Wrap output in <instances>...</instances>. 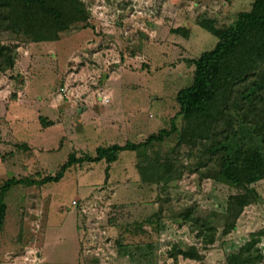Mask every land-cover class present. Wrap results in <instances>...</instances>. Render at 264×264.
I'll return each instance as SVG.
<instances>
[{
	"label": "rangeland",
	"instance_id": "1",
	"mask_svg": "<svg viewBox=\"0 0 264 264\" xmlns=\"http://www.w3.org/2000/svg\"><path fill=\"white\" fill-rule=\"evenodd\" d=\"M80 1L88 18L66 19L56 41L0 34L18 58L0 72V188L11 177L54 175L71 153L95 156L99 146L170 128L178 92L218 42L201 20L230 28L254 0ZM40 118L54 122L46 127ZM176 122L181 128L182 118ZM236 127L234 144H257L251 129ZM178 140L177 132L148 150L170 164L166 181H145L138 153L125 151L108 176L102 160L75 164L58 182L12 186L0 264H232L231 254L251 241L264 264V178L251 185L235 229L223 233L229 197L243 200L244 192L216 178L204 142L178 147ZM196 219L216 227L213 243L198 236ZM191 246L201 259L172 256Z\"/></svg>",
	"mask_w": 264,
	"mask_h": 264
},
{
	"label": "trees",
	"instance_id": "2",
	"mask_svg": "<svg viewBox=\"0 0 264 264\" xmlns=\"http://www.w3.org/2000/svg\"><path fill=\"white\" fill-rule=\"evenodd\" d=\"M87 18L86 7L80 0H0V34L25 35L33 42L56 41L60 32L57 26L63 25L66 19L77 22ZM200 24L215 35L218 42L198 57L192 84L178 92L179 111L171 118V127L149 135L142 142L99 146L95 156L78 157L71 153L54 175L42 180L7 179L0 188V236L7 212L5 198L12 186L58 182L75 164L102 160L108 163V176L109 165L125 151L138 153V168L145 181H166L170 164L151 160L148 150L177 132L178 147L204 142V152L209 159H214L218 168L216 178L244 192L243 200L238 195H231L228 200L223 233L235 229L237 219L254 195L251 185L264 178V0H254L252 8L240 12L230 28H220L207 18ZM17 59V47L5 44L0 37V72L15 69ZM187 62L192 64L193 60ZM178 117L182 118L181 128L176 122ZM40 121L46 127L54 122L43 118ZM236 126L251 129L257 144H234L241 131ZM193 225L207 244L214 242V225L199 219ZM254 246L255 241H251L230 257L235 264H257L259 257L255 255ZM177 254L202 258L195 246L181 249L172 256Z\"/></svg>",
	"mask_w": 264,
	"mask_h": 264
},
{
	"label": "built area",
	"instance_id": "3",
	"mask_svg": "<svg viewBox=\"0 0 264 264\" xmlns=\"http://www.w3.org/2000/svg\"><path fill=\"white\" fill-rule=\"evenodd\" d=\"M62 92L68 93L69 90H68V88H62ZM101 101L103 104H109L111 102V99L108 96H104V97L102 96Z\"/></svg>",
	"mask_w": 264,
	"mask_h": 264
},
{
	"label": "crops",
	"instance_id": "4",
	"mask_svg": "<svg viewBox=\"0 0 264 264\" xmlns=\"http://www.w3.org/2000/svg\"><path fill=\"white\" fill-rule=\"evenodd\" d=\"M14 103V102H13ZM6 114L8 115V111H6ZM13 118V117H12ZM9 119H11V118H9ZM19 120V119H18Z\"/></svg>",
	"mask_w": 264,
	"mask_h": 264
}]
</instances>
